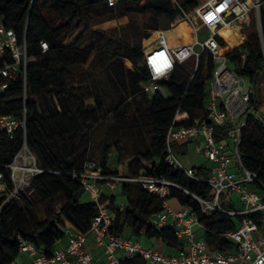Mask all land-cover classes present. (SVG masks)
<instances>
[{
  "label": "trees",
  "instance_id": "16d2710c",
  "mask_svg": "<svg viewBox=\"0 0 264 264\" xmlns=\"http://www.w3.org/2000/svg\"><path fill=\"white\" fill-rule=\"evenodd\" d=\"M204 0H118L110 6L105 0H0V14L7 27L13 29L27 49V92L23 97L22 80L18 78L0 95V113L21 118L25 111L26 142L35 154L40 168L31 185L20 192L17 200L0 201V264H18L22 253L17 234L31 240L49 256L63 228L73 225L87 231L96 214V205L86 198L80 177L85 163L92 161L90 152L98 156L104 174L135 176L143 174L166 178L201 196L210 187L195 181L165 162L166 132L177 111L187 112L189 124L205 114L208 100L207 79L213 60L201 53L196 69L191 72L183 64L175 66L160 88L153 93L143 91L149 81L143 60L141 39L144 29H157L159 18L172 20L181 9L192 10ZM264 1V0H262ZM153 11V24L101 31L97 40L83 45L84 30L94 20L90 11L104 14L107 19L133 16ZM261 40L257 30L249 28L239 48L229 47L218 36L219 52L231 61H240L237 53H245L244 65L237 72L252 84L264 74V4L259 10ZM105 18V19H106ZM83 24L79 33L66 41L73 30ZM220 31L224 40L234 45L241 36L237 23ZM167 28V26L165 27ZM237 31V32H236ZM48 49L42 51L40 42ZM125 60L134 67L129 68ZM140 61L139 65H136ZM165 88L168 95L160 89ZM148 96V97H147ZM145 103V104H144ZM186 117L180 113L177 119ZM227 125L217 126L216 140L226 134ZM121 129L128 136L127 146ZM22 141V130L15 139L0 137V161L7 162ZM180 153L186 144L173 142ZM117 152L120 168L111 167L112 152ZM239 153L244 166L259 171L264 179V126L251 116L242 129ZM94 163V162H93ZM174 197L182 206H189L205 224L203 238L213 249L232 247L223 233L237 226L238 217L223 213L201 214L199 203L179 188L170 187L168 198ZM116 199L127 207L124 214L115 213V228L128 227L136 236L155 239L166 246L184 249L171 227L155 228L152 217L161 209V200L137 183L125 181L118 190L103 195L102 203L113 207ZM50 205L48 215L38 218L35 207ZM57 205V207H56ZM123 264H147L139 256L123 260Z\"/></svg>",
  "mask_w": 264,
  "mask_h": 264
},
{
  "label": "built area",
  "instance_id": "2783aa9c",
  "mask_svg": "<svg viewBox=\"0 0 264 264\" xmlns=\"http://www.w3.org/2000/svg\"><path fill=\"white\" fill-rule=\"evenodd\" d=\"M108 5L118 0H105ZM262 0H204L192 10L180 8L179 15L191 26L193 40L190 43L171 46L165 30H158L156 43L144 52L143 64L149 81L142 85L143 91L153 93L160 88L159 81L166 80L171 70L195 58L197 67L201 53L209 54L213 68L207 79L208 100L205 114L191 123L177 124L188 120L187 112L177 111L166 132L165 162L187 177L210 187L207 196H201L181 187L166 178L150 177L142 172L135 176L104 174L92 161L85 163L80 173V182L86 198L96 205V214L87 231L73 225L63 228L53 253L47 255L31 240L17 234V242L27 258L21 264H123V260L141 257L147 264H264V179L259 171L247 169L241 159L239 146L246 117L251 116L264 126V92L260 77L255 84L237 72L244 65L245 53L240 49V61H231L219 52L218 36L226 24L237 23L240 40L231 48H239L246 40L245 25L252 15L258 24L261 40L259 10ZM42 51L48 49L40 42ZM144 51V50H143ZM27 49L18 41L15 31L6 26L0 14V95L20 78L23 97L27 92ZM256 95L258 98L256 99ZM186 117L179 120L178 114ZM227 125L226 134L216 140L217 126ZM22 130V141L9 161H0V201L2 204L15 201L20 192L31 185L34 176L43 171L35 154L26 142L25 111L21 118L0 113V137L13 140ZM193 141L195 151L205 160L201 166H184L171 144ZM137 183L161 200V209L152 217L155 228L171 227L183 240L184 249L166 253L157 247L145 244L130 229L120 232L115 228V213L125 208L118 202L113 207L102 203L105 189L114 191L122 182ZM179 188L188 193L199 205L201 214L211 216L223 213L238 217L237 226L223 233L232 247L213 249L203 238L205 224L200 215L189 206L175 209L168 202L169 188ZM238 194L237 207L231 195ZM201 228V236L195 233ZM90 244V245H89Z\"/></svg>",
  "mask_w": 264,
  "mask_h": 264
},
{
  "label": "rangeland",
  "instance_id": "374dc122",
  "mask_svg": "<svg viewBox=\"0 0 264 264\" xmlns=\"http://www.w3.org/2000/svg\"><path fill=\"white\" fill-rule=\"evenodd\" d=\"M155 15L156 14L153 11L149 10L144 15L143 14H138V15H133V16L124 15V16H120V17H116V18L107 19L104 14L97 13L96 11H90L88 13V18L91 20H94V22L85 30L83 29V24L80 25L78 28H75L66 41H69L71 37L77 35L80 30H84V35H85V40L83 42V45H84V44H87L89 42H93V41L97 40L100 36L101 31H109L113 28H123V30L126 29L129 22L132 23V25L137 26V28L142 26L143 24H153V22L149 20V17L155 16ZM180 18H181V16L179 14H177L171 21L168 20L166 17H161V18H159L157 29H144V32L147 36H144L141 39V45H142L143 50L150 49L152 47V45L156 43L157 38L153 41L149 40V36L151 35V33L153 31L165 30L171 26L173 21H176ZM166 26H167V28H165ZM257 27H258V24L255 21L254 17L251 15L249 18V23H247L245 25V30H246V32L249 28H254L256 30ZM223 40H224V38H223ZM139 63H140V61H138V63L136 65H139ZM125 64L129 68L134 67V65L128 60H125ZM185 66L188 67L187 69L191 72V70H193V68L195 66V58L194 57L189 58L185 62ZM260 80H262V83H264V74H262L260 76ZM261 90H262V92H264V84H262ZM160 91L164 95H168V92L165 88H161ZM257 98H258V96L256 95V99ZM119 133L121 135L123 142L125 144H127V146H128L130 144V142L128 141L127 134L124 133V131L122 129ZM175 153H176L178 159L180 160V162L186 167L187 166H199L205 162L204 158L199 153L195 152L193 144H189V147H188L186 153H180L177 151H175ZM89 156L92 157L94 164H98V156L93 155L92 152H90ZM116 158H117V152L113 151L112 156H111V160H110L111 161V167L119 169L120 168V162H116ZM231 197H232L234 204L238 207L241 203L240 199H239V195L233 193L231 195ZM49 207H50V205H48V204L45 206L43 204L36 205L35 211H36L38 218H40V219L45 218L48 215ZM56 207H57V205H56Z\"/></svg>",
  "mask_w": 264,
  "mask_h": 264
},
{
  "label": "crops",
  "instance_id": "0c3cea01",
  "mask_svg": "<svg viewBox=\"0 0 264 264\" xmlns=\"http://www.w3.org/2000/svg\"><path fill=\"white\" fill-rule=\"evenodd\" d=\"M260 27H261V26H260ZM244 33H245V35H246V30H245V29H244ZM190 34H191V32H190ZM191 36H192V34H191ZM192 40H193V36H192ZM192 40H191L190 42H192ZM190 42H189V43H190ZM170 44H171V46L181 45V43H180V44H176L175 42H172V43H170ZM182 44H186V43H182ZM145 51H147V50L145 49L143 52H145ZM177 144H178V143H177ZM182 144H186V150H185L184 153H186V151H187V149H188V147H189V144H193V146H194V142H193L192 140H191V141L184 142V143H182ZM194 149H195V147H194ZM195 152H196V151H195ZM196 153H197V152H196ZM204 161H205V160H204ZM204 163H205V162H204ZM202 164H203V163H202ZM202 164H201V165H202ZM201 165H199V166H201ZM118 187H119V186H118ZM118 187H117L114 191H111V190H109L108 188H106L104 194H106V195H110L111 193L116 192V191L118 190ZM121 201L124 203V201H123L122 199H121V200L116 199L115 202H114V204H115V203H118V202H121ZM168 202H169V204H170L172 207H174L175 209H179L180 207H182V205H181V204L177 201V199L174 198V197L169 198V199H168ZM124 205H125V204H124ZM121 212H123L124 214H126V212H127V207H126V205H125L124 210H122ZM125 229H126V230H125ZM127 229H128V227L124 226L123 229H122V232H126ZM194 230H195V233H196L197 236H201V234H202L201 228H199L198 226H195ZM140 238H141V240H142L145 244L155 246V247H157L159 250H161V251H163V252H166V253H174V252L177 251L176 249L170 248V247L166 246L164 243H162V242H158V241H156L155 239H147V238H145V237H143V236H141ZM89 245H90V244H89ZM26 258H27L26 254H21L20 257H18V259H17L18 264H21L22 261H23L24 259H26Z\"/></svg>",
  "mask_w": 264,
  "mask_h": 264
},
{
  "label": "bare ground",
  "instance_id": "6f19581e",
  "mask_svg": "<svg viewBox=\"0 0 264 264\" xmlns=\"http://www.w3.org/2000/svg\"><path fill=\"white\" fill-rule=\"evenodd\" d=\"M228 25H231L234 28L233 22L230 24H226L223 28L227 27ZM223 28H221L220 31ZM191 30L192 28L188 24V22L183 18H180L176 21H173L171 26L165 29V34L167 36L169 44L172 42H175L176 44L189 43L192 40V36L190 34ZM157 36H158V31L155 30L149 36V40L153 41L157 38Z\"/></svg>",
  "mask_w": 264,
  "mask_h": 264
}]
</instances>
